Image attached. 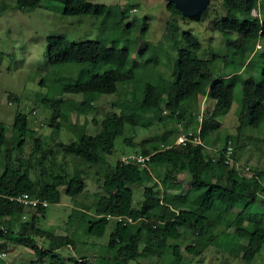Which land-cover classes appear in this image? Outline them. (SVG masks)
I'll use <instances>...</instances> for the list:
<instances>
[{
    "label": "trees",
    "instance_id": "16d2710c",
    "mask_svg": "<svg viewBox=\"0 0 264 264\" xmlns=\"http://www.w3.org/2000/svg\"><path fill=\"white\" fill-rule=\"evenodd\" d=\"M14 1L15 10L30 12L43 0ZM52 1L61 3L63 14L69 16L89 15L107 20L111 12L110 7L88 0ZM222 2L225 14L213 28L222 34L237 36L230 41L236 45L237 53L243 51L247 64L240 65L232 74L217 78L213 77L207 60L198 55L202 49L201 41L190 32L182 35L186 46L178 50L176 79L170 85L162 77L157 84L144 83L140 79L141 63L144 66L150 63V60L144 61V42L135 57L134 48L130 47L48 37V60L52 66L87 64L106 68L87 78L65 83V93L120 95V85L140 84L141 97L131 91L123 101L116 102L119 113L106 116L102 121L94 118V123L101 125L98 134L76 136L69 142L61 139L65 125L60 118L66 113L96 112L94 102L54 96L47 103L52 111L49 118L52 132L47 139L31 129L28 117L23 113L15 116L12 129L16 136L11 139L7 127L0 122V252L13 248L14 243L33 251L36 259L32 264H45L47 259L48 264H146L145 256L165 261L164 264H169L166 260L171 257L173 264H179L184 260L183 233L190 231L193 244L184 250L192 260L204 256L209 248L217 247L249 264L254 261L264 247V170L257 169L251 177L238 171L237 149L243 126L239 128L236 142L231 136L225 140V145L232 140L235 146V157L229 164L226 163L225 147L213 149L215 140L211 139V133L221 126L218 113L233 105L234 83L226 80H233L247 71L257 56L264 61V9L260 8L261 0ZM167 7L172 13L167 27L172 32L182 13L174 3H168ZM259 8L260 16H255L253 11ZM207 12L194 19H202ZM127 17L122 13L118 29L124 27ZM132 25L128 24L127 28L131 29ZM260 42L259 50L256 46ZM254 82L251 78L246 83ZM163 89L167 90L166 97L161 94ZM195 99L215 103L214 114L210 118L206 116L201 125L193 112L185 107ZM240 116L242 123L249 119L251 127L264 130V83L256 92L247 90ZM155 118L164 125L170 120L176 126H164L166 130L161 137L143 139L139 147L126 137L128 130L150 127ZM72 127L71 124L67 126L70 130ZM199 127L204 145H175L180 135L197 134ZM119 137L137 156L145 157L144 162L120 159L115 164L110 162ZM28 139L34 141V148L25 157L23 150ZM157 140L160 145L155 149L152 144ZM59 155L61 160H58ZM70 162L72 169L68 166ZM92 170L95 181L102 188L90 205L95 211L89 213L85 208L73 207L70 215L81 225L82 233L89 237L102 239L110 230L102 254L89 260L91 255L79 250L80 239L76 240L71 234L47 231L39 222L41 218L45 219L50 205L62 203L63 195L77 197L82 194L87 186L86 176ZM182 172L192 176L190 188L185 194L173 193L170 177ZM131 185L144 186V197L137 204ZM24 194L49 204L47 207L38 204L31 213L24 203L11 199ZM119 216L123 221L115 219ZM38 239L47 245H42ZM69 247L75 252L66 260L58 251ZM107 249L115 253L107 256ZM0 264H5L1 256Z\"/></svg>",
    "mask_w": 264,
    "mask_h": 264
},
{
    "label": "rangeland",
    "instance_id": "374dc122",
    "mask_svg": "<svg viewBox=\"0 0 264 264\" xmlns=\"http://www.w3.org/2000/svg\"><path fill=\"white\" fill-rule=\"evenodd\" d=\"M88 1L92 4L110 7L111 12L108 19L89 15H64L63 5L52 0H43L39 7L30 12L15 10L14 0H0V122L7 127V135L10 139L16 136L12 127L17 113L25 114L31 129L35 130L41 138L47 139L52 132V127L49 125L52 111L47 103L54 96L65 100H87L94 102L97 107L96 112L84 115H77V113L62 115L60 122L65 126L61 131V139L66 142L76 136L98 134L101 125L95 124L94 118L102 121L106 116L119 113L120 109L116 102L123 101L131 91H136L138 98L141 97L140 84L120 85V95L102 96L97 93L70 95L65 93L63 90L65 83L77 81L81 77L87 78L91 74L103 72L106 68L87 64L52 66L48 60V37H61L76 43L99 41L109 47H130L134 48L135 57L138 56L139 47L144 42L146 45L144 61L150 60L147 66L141 63L142 70H140L139 77L144 83L157 84L162 78L168 81L169 85L175 81L174 72L178 65V50L186 46L182 36L185 32L192 33L201 41L202 49L198 55L207 60L214 78L232 74L238 70L240 65L247 64L243 51L240 50L237 53L236 45L230 41L235 40L237 36L230 33L222 34L213 28L215 22L225 14L222 0H211L208 12L202 19L196 20L183 15L178 17L177 27L172 32H169L167 27V22L172 20V13L168 10L166 0ZM260 8L264 9V0H261ZM260 8L253 11L255 16H260ZM122 13L128 17L124 20V27L120 30L118 25L121 23ZM131 23L132 28H127ZM261 46L262 42L256 46V49L260 50ZM251 78L255 82L246 83ZM226 81L234 83V101L230 109L217 115L221 126L211 133V139L215 140L213 149H223L225 140L229 136L236 142V138L240 135L239 128L243 126L237 149L238 171L251 177L257 169L264 170V130L251 127L249 119L242 123L240 114L247 90L256 92L264 83L263 59L257 56L247 71L233 80ZM161 94L166 97L167 90L163 89ZM185 107L193 112V116L198 118V121L200 116L203 119L206 116L210 118L215 111V103L208 99H195L187 103ZM69 124L73 126L71 130L67 128ZM164 126L171 127L176 124L169 120L167 125H164L155 118L150 127L128 130L126 137L139 147L143 139L161 137L166 130ZM159 145V140L152 144L155 149L159 148ZM33 148L34 141L28 139L23 156L28 157ZM131 154L137 156L133 148L124 143L122 137H119L116 140L115 152L110 157V162L115 164L118 159L122 160L123 156ZM61 159L62 156L59 155L58 160ZM68 166L72 169L71 162ZM170 179L171 191L176 194H185L190 188L192 176L187 172H182L172 174ZM86 182L87 186L82 194L77 197L63 195L62 203L50 205L46 210L45 219L41 218L39 223L47 231L54 230L58 235L71 234L76 240L80 239L78 246L80 252L91 255L89 257L91 260L100 256L104 251L110 230L102 239L89 237L82 233L81 225H78L76 219L70 218L73 207L85 208L89 213L95 211V208L90 205L95 200V194L102 192V188L95 181L94 170L88 172ZM130 187L134 191L135 204H137L144 197V186L131 185ZM29 209L31 213L35 212L34 208ZM193 239L190 231L183 233L184 260L179 264H249L241 257H234L233 253L229 254L217 247L209 248L204 256L192 260V256L184 249L193 244ZM39 242L44 246L47 245L41 240ZM12 245L13 248L0 252L6 254L2 257L5 264H32V261L36 259L30 249L22 248L20 244L13 243ZM74 252V249L69 247L58 251V254L69 260ZM105 252L107 256L115 253L112 249H107ZM145 258L146 264H164L165 262L151 256H145ZM47 261L49 262L48 259ZM173 261L171 257L166 260L169 264H173ZM130 263L134 264V262ZM251 264H264V247Z\"/></svg>",
    "mask_w": 264,
    "mask_h": 264
},
{
    "label": "built area",
    "instance_id": "2783aa9c",
    "mask_svg": "<svg viewBox=\"0 0 264 264\" xmlns=\"http://www.w3.org/2000/svg\"><path fill=\"white\" fill-rule=\"evenodd\" d=\"M203 118L202 116H200L199 118V122L200 125L203 122ZM189 143H193L195 145H204V141L201 137V127H199L197 134H193L192 132H188L185 134H182L178 137L175 145H182V146H187ZM224 153H225V158H226V163L229 164L234 160L235 157V146H234V142L232 140H228L225 148H224ZM148 159V158H146ZM137 160L138 162H144L145 157L142 156H135V155H126L123 156L122 161L124 162H131ZM238 167V164H237ZM12 200L16 199L19 202L24 203L27 207L29 208H37L38 204H43V206L47 207L48 206V202L47 201H39L37 199H32L30 198V196L28 194H24L21 195L19 197L16 198H11ZM117 221H123V217L119 216L115 218ZM130 222H133L132 219H128ZM6 254L2 253L0 256L4 257ZM45 264H48V262H46Z\"/></svg>",
    "mask_w": 264,
    "mask_h": 264
},
{
    "label": "water",
    "instance_id": "95a60500",
    "mask_svg": "<svg viewBox=\"0 0 264 264\" xmlns=\"http://www.w3.org/2000/svg\"><path fill=\"white\" fill-rule=\"evenodd\" d=\"M168 3H174L176 8L183 16L195 18L206 11L211 0H166Z\"/></svg>",
    "mask_w": 264,
    "mask_h": 264
}]
</instances>
